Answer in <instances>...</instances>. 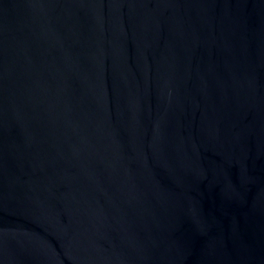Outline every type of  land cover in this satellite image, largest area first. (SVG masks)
<instances>
[{
    "label": "water",
    "instance_id": "95a60500",
    "mask_svg": "<svg viewBox=\"0 0 264 264\" xmlns=\"http://www.w3.org/2000/svg\"><path fill=\"white\" fill-rule=\"evenodd\" d=\"M0 264H264V0H0Z\"/></svg>",
    "mask_w": 264,
    "mask_h": 264
}]
</instances>
